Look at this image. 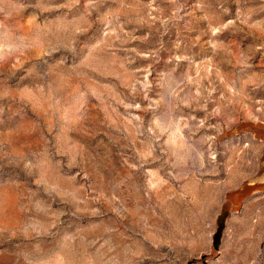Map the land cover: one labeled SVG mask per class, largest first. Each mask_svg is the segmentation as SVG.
Returning a JSON list of instances; mask_svg holds the SVG:
<instances>
[{"label": "rangeland", "instance_id": "rangeland-1", "mask_svg": "<svg viewBox=\"0 0 264 264\" xmlns=\"http://www.w3.org/2000/svg\"><path fill=\"white\" fill-rule=\"evenodd\" d=\"M0 264H264V0H0Z\"/></svg>", "mask_w": 264, "mask_h": 264}, {"label": "water", "instance_id": "water-1", "mask_svg": "<svg viewBox=\"0 0 264 264\" xmlns=\"http://www.w3.org/2000/svg\"><path fill=\"white\" fill-rule=\"evenodd\" d=\"M245 134L261 143V151L257 160L255 171L241 180L235 187L228 189L214 221V231L211 235V255L219 244L224 224L231 213L239 211L242 203L251 195L253 191L264 188V120L240 118L227 128H223L219 134L220 138L233 135Z\"/></svg>", "mask_w": 264, "mask_h": 264}, {"label": "clouds", "instance_id": "clouds-1", "mask_svg": "<svg viewBox=\"0 0 264 264\" xmlns=\"http://www.w3.org/2000/svg\"><path fill=\"white\" fill-rule=\"evenodd\" d=\"M12 45L0 43V59H3L4 56L12 50Z\"/></svg>", "mask_w": 264, "mask_h": 264}, {"label": "bare ground", "instance_id": "bare-ground-1", "mask_svg": "<svg viewBox=\"0 0 264 264\" xmlns=\"http://www.w3.org/2000/svg\"><path fill=\"white\" fill-rule=\"evenodd\" d=\"M263 190H264V188L257 189V190H254L252 193H255V192H257V191H263Z\"/></svg>", "mask_w": 264, "mask_h": 264}]
</instances>
